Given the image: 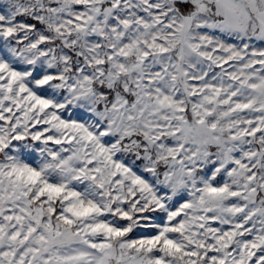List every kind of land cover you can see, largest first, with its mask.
<instances>
[{
  "label": "snow or ice",
  "instance_id": "1",
  "mask_svg": "<svg viewBox=\"0 0 264 264\" xmlns=\"http://www.w3.org/2000/svg\"><path fill=\"white\" fill-rule=\"evenodd\" d=\"M0 264H264V0H0Z\"/></svg>",
  "mask_w": 264,
  "mask_h": 264
}]
</instances>
